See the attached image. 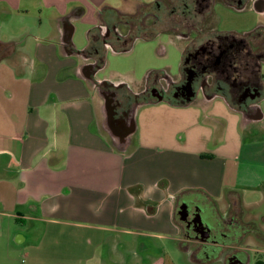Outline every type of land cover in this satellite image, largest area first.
I'll return each instance as SVG.
<instances>
[{"label": "crops", "instance_id": "obj_1", "mask_svg": "<svg viewBox=\"0 0 264 264\" xmlns=\"http://www.w3.org/2000/svg\"><path fill=\"white\" fill-rule=\"evenodd\" d=\"M178 1L0 0V239L4 219L23 226L42 224L28 241L26 231L16 224L11 239L0 240V248L17 261L0 264H182L164 254L156 234L120 237L128 232L126 226L140 230L142 221L154 220L156 212L137 207L134 193L123 189L128 165L138 157L141 144L134 139V126L119 136L106 129L102 99L81 56L100 28L154 4L173 6ZM165 72L152 74L170 77ZM263 100L255 114L233 108L223 96L186 104L143 102L136 110L226 105L241 119L236 154L232 159L230 152L223 155L222 180L228 183L218 199L207 190L200 193L264 220ZM207 121L215 124L217 149L229 147L225 119ZM256 133L263 134L260 140L254 139ZM174 209L173 227L180 230ZM149 238L157 239V248L143 241ZM258 240L257 261L264 264V232ZM151 252L158 255L152 257Z\"/></svg>", "mask_w": 264, "mask_h": 264}, {"label": "flooded vegetation", "instance_id": "obj_2", "mask_svg": "<svg viewBox=\"0 0 264 264\" xmlns=\"http://www.w3.org/2000/svg\"><path fill=\"white\" fill-rule=\"evenodd\" d=\"M250 1L179 0L173 6L164 2L129 19L125 23L128 35L153 36L170 31L173 37L187 43L179 76L159 77L150 73L140 90L94 80L105 48L128 39L121 36L119 22L100 28V35L93 41L94 49L87 48L81 56L87 61V74L102 99L106 129L118 136L127 134L134 126L136 108L143 102L156 100L186 104L199 101V97L205 101L223 96L233 108L255 114L264 99V28L258 27L243 35L220 34L212 13L216 3L242 10ZM225 206L197 192H184L175 200L174 218L187 244L193 246L190 261L193 259L198 264L248 262L247 252L252 248H243L240 244L248 235L257 241L261 230L254 220L247 222L241 207L230 203ZM252 250L255 255L259 254L258 250Z\"/></svg>", "mask_w": 264, "mask_h": 264}, {"label": "rangeland", "instance_id": "obj_3", "mask_svg": "<svg viewBox=\"0 0 264 264\" xmlns=\"http://www.w3.org/2000/svg\"><path fill=\"white\" fill-rule=\"evenodd\" d=\"M212 13L218 32L243 35L258 27L264 28V0H251L242 10L216 3ZM80 38L84 37L80 34ZM186 44V41L178 37L161 32L149 39L138 36L132 48L127 52H116L112 47L107 46L103 52V63L96 69L93 78L115 87L125 86L132 91L140 90L147 76L152 72L160 75L166 71V75L177 78L180 74L182 54ZM198 99L203 100L201 97ZM262 103L260 108L264 111V100ZM198 104L202 105L198 108L194 105L175 109H170L165 105H156L142 107L140 111L135 110L133 114L134 139L139 140L141 144L140 153L133 161L134 163L128 165L130 168L123 181L125 183L123 189L128 187V192L134 193L137 207L143 205L146 208H153L152 212L156 213L154 220L142 221L140 230L134 226H128L129 228L126 226L128 232L120 237L137 239L138 233L156 234L160 236L159 243L163 247L164 254L182 264L189 261L193 246L178 242L179 239H184L181 231L173 227L171 210L174 209V202L184 192L201 194L202 190H207L213 199L220 198L222 186L228 183L222 180V164L226 159L223 155L230 152L229 158L232 159L236 154L237 143L241 137L237 127L241 119L234 117L235 115L230 113L226 105L214 102L210 108H207L205 103ZM208 119H225L227 123L225 139L228 146L230 144L229 147L217 149L218 145L213 143L215 124L207 121ZM260 123L261 127L264 126V117ZM262 136L263 134L256 133L253 137L255 140H260ZM205 154L212 155L214 159L212 161L200 160V156ZM130 161L128 160V163ZM232 174L233 172H230L228 175ZM230 179L229 177L228 180ZM147 199H150L148 204L145 202ZM158 202L161 204L158 205ZM220 206L223 205L220 204ZM261 212L264 214L263 208ZM258 219L260 220H254L248 215V210L246 211L247 222L254 220V224L259 226L261 232H264L262 229L264 220L261 219L260 214H258ZM175 221L178 220L175 218ZM16 224L13 219H4L0 240L11 239L17 225L22 226V228L19 227L21 231H26L27 241L32 240L37 228L42 226L38 223L36 225L26 223L25 227L24 223ZM143 241L153 243L157 248V243H155L157 239L154 241L149 238ZM253 241L256 244L260 243L259 240L247 237L240 245L243 248L259 250L260 248H257ZM252 249L247 252L248 262L244 261L241 264H255L259 259L260 255H255ZM161 250L162 248L158 251ZM151 255L155 257L158 253L152 254L151 252ZM197 258L201 259L200 256ZM6 259L17 261L16 256L13 258L9 254L5 255L0 248V262ZM190 264L198 263L193 262L192 259Z\"/></svg>", "mask_w": 264, "mask_h": 264}, {"label": "trees", "instance_id": "obj_4", "mask_svg": "<svg viewBox=\"0 0 264 264\" xmlns=\"http://www.w3.org/2000/svg\"><path fill=\"white\" fill-rule=\"evenodd\" d=\"M146 9H148V8H146ZM145 9H143V10H141L140 12H137V13H135L133 16H139L143 11H144ZM132 16V17H133ZM131 17V18H132ZM130 17L129 18H127L126 20H122L121 18H118L116 21L117 22H119V23H121V29H120V32H121V36H127V40L126 41H123V42H120V43H112V45H111V47L113 48V50L114 51H116V52H127V51H129L131 48H132V45H133V42L135 41V39L138 37V36H140V37H142V38H144V39H149V38H151L152 37V34L150 35V34H137V35H128L129 34V29H126V22L129 20V19H131ZM167 33L169 34V35H171V36H173L174 34L172 33V32H170V31H167ZM94 40L93 39H91V41H90V43H89V46H88V50L89 51H92V49H94V46H95V44H94V42H93ZM103 63V62H102ZM255 264H262V262L261 261H256V263Z\"/></svg>", "mask_w": 264, "mask_h": 264}]
</instances>
